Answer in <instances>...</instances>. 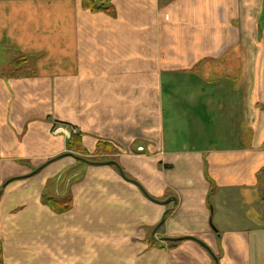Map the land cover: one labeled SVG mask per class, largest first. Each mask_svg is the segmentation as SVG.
<instances>
[{"label":"crops","instance_id":"1","mask_svg":"<svg viewBox=\"0 0 264 264\" xmlns=\"http://www.w3.org/2000/svg\"><path fill=\"white\" fill-rule=\"evenodd\" d=\"M95 5L0 0L3 264H216L160 239L185 236L218 264H264V0ZM71 130L118 167L79 161Z\"/></svg>","mask_w":264,"mask_h":264},{"label":"trees","instance_id":"2","mask_svg":"<svg viewBox=\"0 0 264 264\" xmlns=\"http://www.w3.org/2000/svg\"><path fill=\"white\" fill-rule=\"evenodd\" d=\"M86 2L87 5L90 6V8H92L93 10L97 9L95 5V0H86ZM106 11H108L110 14H113V9L111 6H108L106 8ZM16 62L17 61L14 60V62L11 65V67H13L11 76L14 77L27 76L31 73V69L29 67L24 66L25 68H21L22 66H18L17 65L18 63ZM68 146L70 148V151L74 153L75 157H77V159H79V161L81 162H85V163H99L104 161L115 162L114 161L115 159L113 157V154L115 153V149L108 142L99 141L97 143L94 155L90 156L81 146V134L71 130ZM114 166L118 167L116 162ZM256 189L258 191L260 203L263 206V211H264V167H262L256 174ZM41 202L47 207H49L53 212L63 213L71 209L73 205V198L70 192H65V194H63L62 196H56L49 193L48 190H45L41 196ZM263 227H264V214H263ZM149 242L152 245V243L153 244L155 243V240L151 238ZM179 242L180 241H176V240L166 241L168 247H174ZM2 253H3L2 243L0 241V264H3Z\"/></svg>","mask_w":264,"mask_h":264},{"label":"water","instance_id":"3","mask_svg":"<svg viewBox=\"0 0 264 264\" xmlns=\"http://www.w3.org/2000/svg\"><path fill=\"white\" fill-rule=\"evenodd\" d=\"M99 164H103V165H111V164H112V165H115V162H113V161H104V162H99ZM118 170H119V173H120L121 177H122L124 180H126V181H128V182H130V183H132V184H135L136 186H138V187L141 189V191L145 194V196H147L150 200H152V201H154V202H157V203H160V204H167V203H169L171 200L175 201L174 198H169V199H167V200H165V201H157V200H155V199L150 198V197L145 193V191L141 188V186H140L135 180H132V179L128 178V177L123 173V171H122L120 168H118ZM165 215H166V212L163 213L160 222L156 225V227H155V228L153 229V231L151 232V238H155V237H154V233H155V231L157 230V228L163 223L164 218H165ZM212 228H213V226H212ZM160 239L163 240V241H169V240L181 241V240H185V239H191V240H194V241H196L197 243H199L200 245H202L203 247H205L206 250H208V252H209L210 255L212 256L214 262H215L216 264H218V260H217L216 256H215V255L209 250V248H208L207 246H205L204 243H202L200 240H198V239H196V238L189 237V236H185V237H178V238H160Z\"/></svg>","mask_w":264,"mask_h":264},{"label":"rangeland","instance_id":"4","mask_svg":"<svg viewBox=\"0 0 264 264\" xmlns=\"http://www.w3.org/2000/svg\"><path fill=\"white\" fill-rule=\"evenodd\" d=\"M15 60L17 61L16 63H18L17 64L18 66H22L21 68H25L24 67L25 66L24 65L25 64V62H24L25 61V58L24 57H19V59H15ZM211 224L215 227L214 223L211 222ZM150 239H151L150 236H148L147 241H150Z\"/></svg>","mask_w":264,"mask_h":264}]
</instances>
